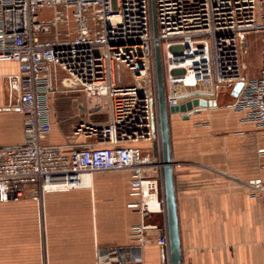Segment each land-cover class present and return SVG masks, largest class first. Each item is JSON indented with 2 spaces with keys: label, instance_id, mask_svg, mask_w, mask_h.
<instances>
[{
  "label": "built area",
  "instance_id": "built-area-1",
  "mask_svg": "<svg viewBox=\"0 0 264 264\" xmlns=\"http://www.w3.org/2000/svg\"><path fill=\"white\" fill-rule=\"evenodd\" d=\"M156 20L158 36L152 0H0V63L19 67L15 108L23 116L24 135L21 146L0 149V203L28 192L42 203L48 192L83 187L84 175L129 171L134 200L128 208L140 216L131 227L136 244L98 247L96 264H171L164 180L161 197L159 179L148 175L153 161L132 145L153 141V115L158 124L156 42L169 107L192 94L213 97L219 87L245 81L234 109L247 112L264 135V47L257 79L245 78L241 66L247 36L264 33V0H156ZM117 64L137 80L147 78L150 86L121 83ZM51 66L64 72L69 89L88 94L98 105L106 101L105 124L83 122L74 131L94 139L96 147L65 153L45 144L52 131ZM247 187L264 207V178ZM156 215H164L163 229L150 222ZM150 231L157 232L164 250L161 263L144 260Z\"/></svg>",
  "mask_w": 264,
  "mask_h": 264
},
{
  "label": "crops",
  "instance_id": "crops-1",
  "mask_svg": "<svg viewBox=\"0 0 264 264\" xmlns=\"http://www.w3.org/2000/svg\"><path fill=\"white\" fill-rule=\"evenodd\" d=\"M57 68L50 67L52 131L45 144L65 153L96 147L74 131L83 122L105 124V105L69 89ZM260 69L261 63L245 78L257 79ZM18 74L16 63H0V149L24 140L23 116L15 108ZM231 91L219 87L204 98L212 106L188 119L170 118L183 264H264V207L247 187L264 178V135L247 112L234 109ZM152 144L132 145L146 153ZM130 178L129 171L97 172L90 186L48 192L42 203L29 192L0 203V264H96L98 247L132 248L131 227L140 216L128 208ZM157 236L146 235V263L165 259Z\"/></svg>",
  "mask_w": 264,
  "mask_h": 264
},
{
  "label": "water",
  "instance_id": "water-1",
  "mask_svg": "<svg viewBox=\"0 0 264 264\" xmlns=\"http://www.w3.org/2000/svg\"><path fill=\"white\" fill-rule=\"evenodd\" d=\"M154 14V29L155 35L158 36V25L156 20V0H152ZM156 71H157V90H158V124L156 116L152 118V138L153 151L155 156L158 155L159 148L161 154V168L164 180V196L167 214L169 251L171 264H183L180 221L178 214V201L174 174V161L172 155L170 118L172 115L182 114L185 119L190 117V114L198 111L199 108H207L212 106V103L207 99L202 98L199 94L187 96L189 100L179 103L174 106H168L166 83L163 68V60L160 43L156 42ZM246 82H237L231 91V97L238 99ZM160 131V144L156 139V132Z\"/></svg>",
  "mask_w": 264,
  "mask_h": 264
},
{
  "label": "rangeland",
  "instance_id": "rangeland-1",
  "mask_svg": "<svg viewBox=\"0 0 264 264\" xmlns=\"http://www.w3.org/2000/svg\"><path fill=\"white\" fill-rule=\"evenodd\" d=\"M245 41H246L247 46L246 45L241 46V66H242V72H243L244 77L249 76V74L253 73L257 64L261 63V51L264 47V33L263 32L252 33L247 36ZM101 50L103 51V49ZM61 73L62 72L60 71V74ZM116 73H117L118 80L121 83L140 84L141 86L145 88L150 86V81L147 80V78H144L142 80H137L129 71H127V69L122 64L116 65ZM52 83L56 85L55 81H52ZM57 86L58 85L53 86V89ZM100 105L101 106L105 105L104 113L107 114L108 113L107 103L104 101L100 103ZM144 156L149 157L153 161L152 170L148 172V175L151 177H157L159 179L160 195L162 197L163 172L160 166V163H161L160 150L158 152V155L155 156L154 151H153V144H152V147L150 148L149 151L147 150L146 153H144ZM150 222L160 225L162 229L165 227L164 215H156L151 218Z\"/></svg>",
  "mask_w": 264,
  "mask_h": 264
},
{
  "label": "bare ground",
  "instance_id": "bare-ground-1",
  "mask_svg": "<svg viewBox=\"0 0 264 264\" xmlns=\"http://www.w3.org/2000/svg\"><path fill=\"white\" fill-rule=\"evenodd\" d=\"M187 82H188V84L193 85L194 82H195V80H194V79H189ZM81 184H82V186H90V184H91V176L84 175V176L82 177ZM149 205L154 206V202L151 201V202L149 203Z\"/></svg>",
  "mask_w": 264,
  "mask_h": 264
}]
</instances>
